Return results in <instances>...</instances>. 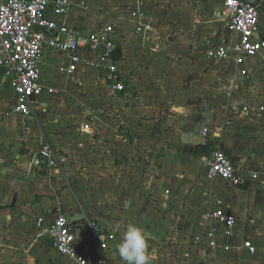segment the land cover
Masks as SVG:
<instances>
[{
	"label": "crops",
	"instance_id": "obj_1",
	"mask_svg": "<svg viewBox=\"0 0 264 264\" xmlns=\"http://www.w3.org/2000/svg\"><path fill=\"white\" fill-rule=\"evenodd\" d=\"M70 1L67 17L50 18L83 30L114 24L124 36L125 91L84 66L63 77L67 58L46 50L41 80L59 94L41 97L30 117L7 116L15 95L0 78V264H78L49 239L60 215L88 264H123L116 248L129 224L150 234L152 264H264V62L208 57L210 47L238 40L224 0ZM244 1L260 5L264 39V0ZM140 9L152 27L135 37L132 12ZM43 143L59 159L53 171L37 166ZM217 149L240 185L207 178L204 160ZM214 207L237 219L235 236L206 220ZM94 225L115 236L105 251ZM213 229L214 249L205 239Z\"/></svg>",
	"mask_w": 264,
	"mask_h": 264
},
{
	"label": "built area",
	"instance_id": "obj_2",
	"mask_svg": "<svg viewBox=\"0 0 264 264\" xmlns=\"http://www.w3.org/2000/svg\"><path fill=\"white\" fill-rule=\"evenodd\" d=\"M73 7L70 0H5V3L0 4V78L12 88L15 95V104L7 116L30 117L35 114L41 97L59 94L57 89L41 80L40 65L46 50L67 58L68 62L59 69L63 77L74 78L79 68L84 66L86 70L102 77L113 91H125L119 64L113 61V53L123 46L120 39L124 36L114 24L83 30L63 20L50 18V13L60 18L67 17ZM224 9L238 40L230 46L210 47L208 57L217 61L228 60L235 65L250 59H261L264 62L260 5L244 0H224ZM132 17L135 20V37H142L151 29L152 25L146 20L142 9L132 12ZM242 74L246 75V71ZM207 133L208 129H205L204 135ZM58 165L59 159L52 146L43 143L38 153L37 166L53 171ZM204 167L209 179H222L237 185L242 183L237 167L222 149L212 151L205 158ZM206 220L223 226L225 236H235L238 221L227 210L214 207L207 212ZM42 222V219L38 221V227H41ZM93 234L101 251L108 248L109 239H115L113 234L105 233L98 225H94ZM48 235L60 256L75 260L78 264H88L76 255V236L67 217L58 216L51 224ZM205 239L212 249L217 247L216 230L208 232ZM195 241L200 242V237ZM244 248L250 254L256 252L250 242L246 241ZM99 263L103 264V260Z\"/></svg>",
	"mask_w": 264,
	"mask_h": 264
},
{
	"label": "clouds",
	"instance_id": "obj_3",
	"mask_svg": "<svg viewBox=\"0 0 264 264\" xmlns=\"http://www.w3.org/2000/svg\"><path fill=\"white\" fill-rule=\"evenodd\" d=\"M150 238V234L142 228L129 224L116 248L123 264H152L148 251Z\"/></svg>",
	"mask_w": 264,
	"mask_h": 264
},
{
	"label": "rangeland",
	"instance_id": "obj_4",
	"mask_svg": "<svg viewBox=\"0 0 264 264\" xmlns=\"http://www.w3.org/2000/svg\"><path fill=\"white\" fill-rule=\"evenodd\" d=\"M115 1H117V0H115ZM124 1H126V0H119L118 1V5H120V7H127L128 5H127V3L126 2H124ZM119 11V10H118ZM119 13V16H118V19L119 20H125L126 18V13H120V12H118ZM2 117H3V115H2ZM123 154H128V152L126 151V152H123ZM121 159H122V156L120 155L119 156ZM124 157V156H123ZM126 157V156H125ZM128 157V156H127ZM119 159H118V157H117V154L115 155L114 153L112 154L111 153V155H110V158H109V161L111 162V165H115L116 164V161H118Z\"/></svg>",
	"mask_w": 264,
	"mask_h": 264
},
{
	"label": "water",
	"instance_id": "obj_5",
	"mask_svg": "<svg viewBox=\"0 0 264 264\" xmlns=\"http://www.w3.org/2000/svg\"><path fill=\"white\" fill-rule=\"evenodd\" d=\"M113 61L115 63H121L122 62V51L120 48L115 49L113 53Z\"/></svg>",
	"mask_w": 264,
	"mask_h": 264
}]
</instances>
